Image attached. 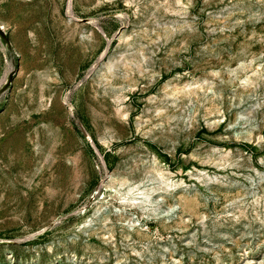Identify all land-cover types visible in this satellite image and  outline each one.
Listing matches in <instances>:
<instances>
[{
  "label": "rangeland",
  "instance_id": "1",
  "mask_svg": "<svg viewBox=\"0 0 264 264\" xmlns=\"http://www.w3.org/2000/svg\"><path fill=\"white\" fill-rule=\"evenodd\" d=\"M0 23V264H264V0Z\"/></svg>",
  "mask_w": 264,
  "mask_h": 264
},
{
  "label": "bare ground",
  "instance_id": "2",
  "mask_svg": "<svg viewBox=\"0 0 264 264\" xmlns=\"http://www.w3.org/2000/svg\"><path fill=\"white\" fill-rule=\"evenodd\" d=\"M6 30V26L4 24L0 23V34H3ZM3 32V33H2ZM155 191V190H154ZM156 192V191H155ZM149 193V192H148ZM154 194V193H153ZM152 194V195H153ZM145 196V195H144ZM146 200H144L143 202H139V203H135V206L141 208L143 211H150L151 209H149V205L151 203V193L148 194L146 197ZM144 213V212H143ZM133 231L138 232L139 234H141V230L137 229L135 226V222L133 221Z\"/></svg>",
  "mask_w": 264,
  "mask_h": 264
},
{
  "label": "water",
  "instance_id": "3",
  "mask_svg": "<svg viewBox=\"0 0 264 264\" xmlns=\"http://www.w3.org/2000/svg\"><path fill=\"white\" fill-rule=\"evenodd\" d=\"M3 33V32H2Z\"/></svg>",
  "mask_w": 264,
  "mask_h": 264
}]
</instances>
